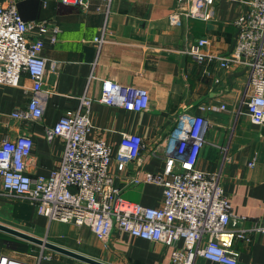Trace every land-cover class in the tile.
Instances as JSON below:
<instances>
[{
  "label": "crops",
  "instance_id": "0c3cea01",
  "mask_svg": "<svg viewBox=\"0 0 264 264\" xmlns=\"http://www.w3.org/2000/svg\"><path fill=\"white\" fill-rule=\"evenodd\" d=\"M10 0H0L7 4ZM25 21H48L61 28L56 43L45 41L48 60L44 79L45 111L40 121H24L13 113L27 106L33 82L27 74L16 87L0 86V144L5 137H32L35 146L28 161L31 176H49L63 157L64 141L46 139L52 126L67 110L77 109L92 73L89 95L95 99L90 119V137L104 138L119 148L123 133L139 134L146 147L140 159L122 164L113 159L110 171L122 195L148 207H160L163 188L144 181L148 173L164 170L165 161L157 150L181 113L203 115L209 121L206 142L197 168L222 172V185L233 212L248 219L232 223L223 237L227 248L239 252L238 264H264V235L253 233L251 240L238 239L234 230L249 228L264 217V127L254 125L246 113L238 114L247 83V69L241 64L222 68L218 63H197L184 53L185 45L201 37L210 40L208 51L228 54L238 29L234 21L244 12L243 0H217L215 17L209 21L185 19L180 25L169 20L177 0H113L105 42L98 50L95 38L104 26L105 13L96 10L102 0H92L84 11L58 0H15ZM31 39L36 32L29 34ZM113 80L123 89L146 88L150 93L147 111L129 112L99 102L102 81ZM225 110H205L203 105ZM229 158L221 164L222 151ZM255 160V165L251 162ZM136 179L142 181L137 182ZM1 187V180H0ZM10 215L39 232L45 239L107 264H170L173 247L151 242L116 230L105 246L87 226L49 222L26 201L0 197V216ZM1 242L3 243L1 247ZM24 246L21 248H6ZM44 250L51 256L42 264H87L0 232V254H14L27 261ZM9 251V252H8ZM12 253V254H11ZM197 264H220L198 259Z\"/></svg>",
  "mask_w": 264,
  "mask_h": 264
},
{
  "label": "built area",
  "instance_id": "2783aa9c",
  "mask_svg": "<svg viewBox=\"0 0 264 264\" xmlns=\"http://www.w3.org/2000/svg\"><path fill=\"white\" fill-rule=\"evenodd\" d=\"M84 11L92 0H58ZM96 7L105 13L100 36L95 38L97 49L105 42L107 24L113 0H102ZM244 12L234 21L238 29L233 49L226 55L208 51L210 40L197 39L184 47V53L197 63L216 62L222 68L241 64L247 69V83L238 114L246 113L251 122L264 127V0H243ZM217 0H177L169 16L172 25L185 19L209 21L215 17ZM36 32L31 39L29 34ZM61 28L48 21H25L15 0L0 3V86L20 85L24 74L30 76L32 95L25 108L13 113L24 121H40L44 116V79L47 59L43 55L45 41H58ZM92 73L77 109L67 110L52 125L45 128L46 139L60 137L64 141L62 161L49 176H31L28 161L35 143L28 135L5 137L0 144V197L26 201L36 206L37 214L49 222L87 226L108 246L116 230L134 237L173 247L170 264H197L202 258L220 264H238L239 252L227 248L223 237L232 223L248 218L233 212L230 198L222 185V172L208 173L197 168L206 142L209 121L203 115L181 113L172 129L157 146L165 167L162 172L148 173L144 181L163 188L160 207H148L129 201L122 195L110 171L113 159L126 165L138 161L146 147L139 134L123 133L114 154L113 146L104 138L90 137L91 108L95 99L89 95ZM99 102L129 112L147 111L150 93L146 88L123 89L117 82L102 81ZM205 110H225L203 105ZM229 147L222 151L224 164L229 161ZM255 165V160L250 164ZM137 182L142 181L136 179ZM264 235V217L249 228H238V239L251 240V234ZM51 256L41 251L35 261L14 255L0 254V264H42Z\"/></svg>",
  "mask_w": 264,
  "mask_h": 264
},
{
  "label": "water",
  "instance_id": "95a60500",
  "mask_svg": "<svg viewBox=\"0 0 264 264\" xmlns=\"http://www.w3.org/2000/svg\"><path fill=\"white\" fill-rule=\"evenodd\" d=\"M0 232L10 235L12 237H15L17 239H20L22 241H26L28 243L34 244L36 246H39L42 249H47L56 253H60L62 255H65L67 257L73 258L75 260H79L81 262L87 263V264H107L102 261H99L97 259L88 257L86 255H82L81 253H78L76 251H73L71 249H68L66 247H63L59 244H56L54 242H51L45 238H40L35 235H32L28 232L19 230L17 228L11 227L0 223Z\"/></svg>",
  "mask_w": 264,
  "mask_h": 264
},
{
  "label": "rangeland",
  "instance_id": "374dc122",
  "mask_svg": "<svg viewBox=\"0 0 264 264\" xmlns=\"http://www.w3.org/2000/svg\"><path fill=\"white\" fill-rule=\"evenodd\" d=\"M124 197V196H123ZM125 198V197H124ZM126 199V198H125ZM133 202V201H132ZM0 223H4L8 226L11 225V227H14V228H17L19 230H22V231H25V232H28L32 235H35L37 237H40V238H45V232H39L38 230H36L35 228H33L31 225L29 224H26L20 220H17V218L15 217H11L10 215H2L0 216ZM3 243L1 242V247H2ZM8 245H13L12 243L8 244ZM6 248H10L9 246L6 247ZM9 252V251H8ZM12 254V253H11ZM14 255V254H12ZM16 256V255H15ZM18 257V256H16Z\"/></svg>",
  "mask_w": 264,
  "mask_h": 264
},
{
  "label": "trees",
  "instance_id": "16d2710c",
  "mask_svg": "<svg viewBox=\"0 0 264 264\" xmlns=\"http://www.w3.org/2000/svg\"><path fill=\"white\" fill-rule=\"evenodd\" d=\"M21 247H22V248H21ZM10 248H14V249H15V248H16V249H17V248H21V249H24V246H20V247H18V246L11 245Z\"/></svg>",
  "mask_w": 264,
  "mask_h": 264
}]
</instances>
